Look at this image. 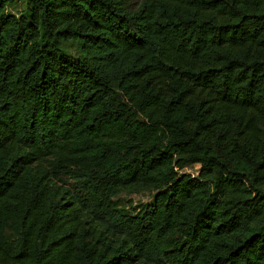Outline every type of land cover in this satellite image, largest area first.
Masks as SVG:
<instances>
[{
	"label": "trees",
	"instance_id": "trees-1",
	"mask_svg": "<svg viewBox=\"0 0 264 264\" xmlns=\"http://www.w3.org/2000/svg\"><path fill=\"white\" fill-rule=\"evenodd\" d=\"M23 1L0 0V264H264V0Z\"/></svg>",
	"mask_w": 264,
	"mask_h": 264
},
{
	"label": "rangeland",
	"instance_id": "rangeland-1",
	"mask_svg": "<svg viewBox=\"0 0 264 264\" xmlns=\"http://www.w3.org/2000/svg\"><path fill=\"white\" fill-rule=\"evenodd\" d=\"M138 0H134L136 3ZM16 8L20 9L24 7L23 0H16L15 2ZM200 168L199 164L191 165L185 168L183 171L191 174H197ZM156 190L154 189H145V190H136V191H127L121 190L115 197L118 205L128 208L129 210H133V206L140 208L142 205L149 203L152 201Z\"/></svg>",
	"mask_w": 264,
	"mask_h": 264
}]
</instances>
